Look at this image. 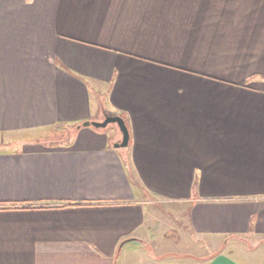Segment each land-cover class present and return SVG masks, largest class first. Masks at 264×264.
I'll use <instances>...</instances> for the list:
<instances>
[{"label":"crops","instance_id":"1","mask_svg":"<svg viewBox=\"0 0 264 264\" xmlns=\"http://www.w3.org/2000/svg\"><path fill=\"white\" fill-rule=\"evenodd\" d=\"M0 264H264V0H0Z\"/></svg>","mask_w":264,"mask_h":264},{"label":"rangeland","instance_id":"2","mask_svg":"<svg viewBox=\"0 0 264 264\" xmlns=\"http://www.w3.org/2000/svg\"><path fill=\"white\" fill-rule=\"evenodd\" d=\"M103 118L104 116L100 118V121ZM110 124L112 123H109V125ZM89 128H94V126L89 125ZM98 128L103 129L105 127H98ZM55 131H56L55 136L52 137L58 138V135L61 137H67L71 134L73 129L69 127H64L57 129ZM52 139L54 140V138ZM222 240L223 239L214 240L205 237L198 238L197 236L195 237L194 235H192L190 231L183 229L181 233L177 231L167 232L166 236H163L160 240L163 241L164 244H161L160 246L158 243H156L157 244L156 248L162 253H166L164 257L176 259V260L180 259L182 262H188V261L195 262L196 260L202 261L204 260V258L206 259V256L209 255V253L211 252L213 253L215 251H218L219 249H222L224 247V244L226 243L225 241L226 239H224L223 242H221ZM251 240H253L252 236L248 238L246 236H243L240 237L239 239L233 240V242L235 243L236 247L240 249V248H245L244 242H247V244L252 245ZM203 253H205V255L202 256Z\"/></svg>","mask_w":264,"mask_h":264},{"label":"water","instance_id":"3","mask_svg":"<svg viewBox=\"0 0 264 264\" xmlns=\"http://www.w3.org/2000/svg\"><path fill=\"white\" fill-rule=\"evenodd\" d=\"M109 123H116V125L118 126L122 134L121 140L115 143V146H126L129 141V131H128L124 118L120 115L104 114V118L101 121L86 120L82 123V125H87V126L93 125L95 127H105Z\"/></svg>","mask_w":264,"mask_h":264}]
</instances>
